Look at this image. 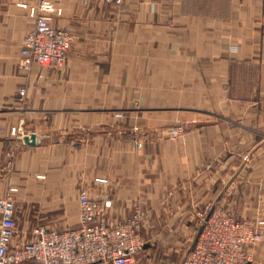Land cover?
Masks as SVG:
<instances>
[{
	"label": "crops",
	"instance_id": "crops-1",
	"mask_svg": "<svg viewBox=\"0 0 264 264\" xmlns=\"http://www.w3.org/2000/svg\"><path fill=\"white\" fill-rule=\"evenodd\" d=\"M39 2L0 0V197H14L17 240L78 226L83 187L110 199L111 222L142 208L133 264H182L209 205L264 220V139L248 129L264 128V0H54L68 55L25 69ZM260 228L245 264H264Z\"/></svg>",
	"mask_w": 264,
	"mask_h": 264
},
{
	"label": "built area",
	"instance_id": "built-area-1",
	"mask_svg": "<svg viewBox=\"0 0 264 264\" xmlns=\"http://www.w3.org/2000/svg\"><path fill=\"white\" fill-rule=\"evenodd\" d=\"M98 1V0H84ZM120 4L123 0H101ZM60 13L54 0H40L29 8L36 18L33 30L23 38L21 65L29 69L62 64L72 42L69 31L51 24L52 13ZM24 97L26 89L20 88ZM182 126H172L168 134L177 136ZM16 153L7 152V169L11 170ZM10 187V192L16 191ZM79 224L63 230L36 226L27 241L17 240L16 204L12 194L0 197V264H133L143 249L140 229L144 212L136 206L132 214L115 222L109 220L110 199L93 198L85 187L78 194ZM235 218L226 210L209 205L200 214L196 241L184 256L182 264H245L250 259V248L262 240L258 226Z\"/></svg>",
	"mask_w": 264,
	"mask_h": 264
},
{
	"label": "rangeland",
	"instance_id": "rangeland-1",
	"mask_svg": "<svg viewBox=\"0 0 264 264\" xmlns=\"http://www.w3.org/2000/svg\"><path fill=\"white\" fill-rule=\"evenodd\" d=\"M121 114L122 113H119L118 115H120L121 116ZM219 118H217L216 117V120H218ZM229 119V121L232 123V125H234V126H237L238 124H240V119H238V118H228ZM174 127V126H182V132H184V125H182V123H177V124H173V125H170L169 127H168V132H169V129L171 128V127ZM249 131L251 132V133H255V134H258V135H256V136H259V137H262L263 139H264V128H257V127H252V126H254V122H252V121H249ZM108 130V132L109 133H113L112 132V129L110 128V129H107V128H105V130L104 131H107ZM182 132L179 134V135H181L182 134ZM179 135H177V136H179ZM13 144H10L7 148V152H14V153H16L17 151V144L15 143V142H12ZM6 158H7V154H6ZM15 159H16V156H15V158L14 159H12V161L11 162H13V164H12V168H11V170L10 171H12L13 170V168H14V164H15ZM8 162V160L6 159V163ZM74 171V170H73ZM79 189H80V187H79ZM216 206H218V207H220V208H222L223 210H226L227 212H229L231 215H233V213L229 210V209H226L224 206H222L221 204H215ZM234 216V215H233ZM235 217V216H234ZM236 218V217H235ZM241 221H246V220H241ZM246 222H249V221H246ZM250 223V222H249ZM251 224H253V223H251ZM256 224H257V222L256 223H254V226H256ZM259 227V229H261L260 228V226H258ZM22 264H34L33 262H27V263H22Z\"/></svg>",
	"mask_w": 264,
	"mask_h": 264
},
{
	"label": "water",
	"instance_id": "water-1",
	"mask_svg": "<svg viewBox=\"0 0 264 264\" xmlns=\"http://www.w3.org/2000/svg\"><path fill=\"white\" fill-rule=\"evenodd\" d=\"M24 141L28 144H35L36 143V135L32 133L28 136H25ZM194 244H195V242H194ZM194 244H193V246H194Z\"/></svg>",
	"mask_w": 264,
	"mask_h": 264
}]
</instances>
